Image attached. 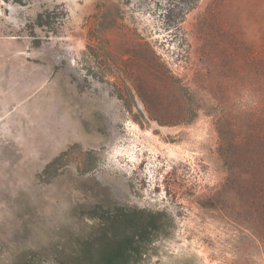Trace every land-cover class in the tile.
<instances>
[{"label": "rangeland", "instance_id": "1", "mask_svg": "<svg viewBox=\"0 0 264 264\" xmlns=\"http://www.w3.org/2000/svg\"><path fill=\"white\" fill-rule=\"evenodd\" d=\"M98 202L171 221L142 264H264V0H0V264Z\"/></svg>", "mask_w": 264, "mask_h": 264}, {"label": "trees", "instance_id": "2", "mask_svg": "<svg viewBox=\"0 0 264 264\" xmlns=\"http://www.w3.org/2000/svg\"><path fill=\"white\" fill-rule=\"evenodd\" d=\"M47 23L43 14L37 16L36 26L43 28ZM101 202L88 211L90 225L62 246L59 264H142L152 240L171 227L163 212L103 207Z\"/></svg>", "mask_w": 264, "mask_h": 264}]
</instances>
